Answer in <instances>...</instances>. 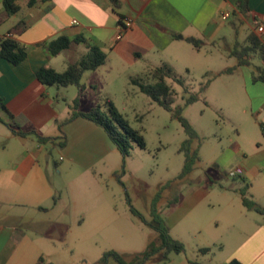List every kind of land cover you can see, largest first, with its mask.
<instances>
[{
	"label": "crops",
	"instance_id": "crops-1",
	"mask_svg": "<svg viewBox=\"0 0 264 264\" xmlns=\"http://www.w3.org/2000/svg\"><path fill=\"white\" fill-rule=\"evenodd\" d=\"M237 2L36 0L29 6L27 0H18L19 10L0 23V40L11 34L10 38L25 48L26 56L17 64L0 58V97L13 115L17 129L30 133H14L0 121V137L1 141H5L0 148V203L25 205L36 210H47L48 202L55 203L56 192L60 189L57 183L49 180L47 164L40 162L43 155L46 160L49 158L48 148L42 143H49L51 148L58 151L61 165L64 164L69 170L93 175H97L99 165L108 166L107 159L119 151L103 127L83 116L69 118V105L62 115L56 109L68 86L43 85L35 72L41 66L62 71L67 66V57L65 53L49 56L45 49L48 42L60 35L71 38L81 36L84 42L77 45L78 56L86 53V44L95 45L105 53L104 64L95 70L85 71L81 77L85 89L79 97L78 110L86 112L99 99H109L115 104L114 93L110 89L137 86L133 79L148 69L163 63L173 69L171 60L176 50L185 44L191 45L184 38H200L205 42L203 46H212L220 58H235L231 49H224L218 43L233 42L241 30L236 28V23H241L248 30L236 43L242 47L248 46L247 36L252 33L257 37L253 20L264 19V0H247L245 15L237 9ZM224 13H229V16L222 18ZM120 25L124 26V30L117 38ZM175 35H182L183 38L177 39ZM195 50L200 51L201 48ZM155 56H165L167 59L154 64L152 58ZM255 56L260 58L259 62L255 61ZM247 59L246 65L237 66L235 59L229 67L210 71L215 78L226 76L230 80L234 79V73H240L248 98L247 107L242 109L243 114L248 113V118L237 131L238 135L241 130L244 131V140L230 154L234 167L226 172V176L236 180L238 186L219 188L237 192L238 195L231 196L222 191L211 194L201 185L179 197L173 204L181 206L176 215L182 219L209 196H212V203L218 206L223 202H232L224 213L212 218L216 227L223 226L226 232L235 233L234 236L230 234L232 249L224 263L236 258L243 264H264V212L248 208L242 201L245 196L264 210V81L252 78L257 68L264 73V58L253 51L248 53ZM87 89L93 90L96 104L84 110L80 105ZM77 92L78 88L72 100ZM0 117L6 118L2 110ZM38 135L50 139L41 142ZM236 168H240L241 172L230 176L229 171ZM62 170L60 168L56 173L61 174ZM158 196L152 197V204ZM3 216L12 217L14 221L0 223V264H35L40 255L28 251L25 246L27 236L20 227L24 216L9 213ZM223 247L221 245L220 248Z\"/></svg>",
	"mask_w": 264,
	"mask_h": 264
},
{
	"label": "rangeland",
	"instance_id": "rangeland-1",
	"mask_svg": "<svg viewBox=\"0 0 264 264\" xmlns=\"http://www.w3.org/2000/svg\"><path fill=\"white\" fill-rule=\"evenodd\" d=\"M236 28L241 30L233 42L218 45L239 50L241 46L236 41H240L248 27L236 23ZM254 58L259 62V57ZM165 59V56L152 58L154 64ZM235 59L220 58L210 45L196 51L185 44L173 55L174 75L183 79L190 92L198 94L196 101L184 106L186 94L173 82L177 92L172 108L182 107L181 115L197 134L185 150L180 147L187 135L172 111L164 109L137 86L111 88L114 105L129 126L143 137L145 147L133 144L125 156L117 151L107 159L108 166L99 165L97 175H93L61 165L58 151L49 143H42L48 148L49 158L46 160L43 155L40 162L47 164L49 180L60 189L55 203L48 202L47 210L0 203V223L14 221L3 216L5 213L23 215L24 219L18 223L27 236L28 251L53 264H93L111 250L118 252L125 264H163L159 252L148 259L143 255L149 244L155 246L160 242L159 232L149 224L157 220L185 246L184 252L169 253L165 264H223L232 249L230 234L235 233L226 232L223 226L216 227L212 218L224 213L232 202L218 206L209 196L182 219L176 215L181 206L173 202L196 186L203 185L211 194L221 193V186H238L226 172L234 167L230 154L244 140V131L239 135L237 131L248 118V113L242 112L248 98L240 73H234V79L230 80L226 76L215 78L210 72L229 67ZM149 70L139 74L144 83L153 81ZM166 81L171 84L169 79ZM64 90L65 100L62 98L56 104L61 115L72 103L77 87L70 85ZM86 92L80 105L84 110L96 104L93 90ZM4 143L0 137V148ZM187 154L193 158L192 169L180 176ZM60 168L62 173L57 174ZM222 192L231 196L237 193ZM156 194L159 196L152 204ZM221 245L224 247L220 248ZM201 247H209V251L201 253L198 250ZM106 264L119 263L108 257Z\"/></svg>",
	"mask_w": 264,
	"mask_h": 264
},
{
	"label": "trees",
	"instance_id": "trees-1",
	"mask_svg": "<svg viewBox=\"0 0 264 264\" xmlns=\"http://www.w3.org/2000/svg\"><path fill=\"white\" fill-rule=\"evenodd\" d=\"M36 0H27V5H33ZM40 2H47L49 0H39ZM237 9L243 15L247 12V0H238ZM19 10L18 0H2L1 10H0V23L15 14ZM259 20L254 19L253 24H256ZM264 21V19L260 20ZM177 39H182V35H175ZM189 42L195 49H199L204 45V41L200 38L187 37L184 38ZM248 46L242 47L240 43H236L237 46H241L238 50L237 48L232 50V55L237 60V66L248 64V53L257 51L263 58V46L261 45L259 39L252 33L247 36ZM80 42H84L81 36L68 37L65 35H60L54 40L48 42L45 46L47 54L50 56H55L60 53H65L67 57V66L62 71H57L49 66H41L35 72V76L38 81L46 86L56 85L66 87L69 85H75L78 88L77 95L69 104L71 109V115L69 118L74 116H83L95 122L104 128L108 134L111 141L116 145L120 153L125 156L129 154L130 149L133 144L144 148L145 143L143 137L138 133V131L131 128L127 120L118 111L113 102L109 99H99V102L86 112L78 110L79 97L83 93L85 87L81 83V77L85 71L95 70L97 67L104 64L106 55L95 45L86 44V53L78 56L77 55V45ZM26 56V50L20 46L14 39L4 36L0 40V58L7 59L12 64H17L23 60ZM233 69V68H232ZM231 70V69H230ZM151 83H144L141 81L140 77L133 79V83L136 84L139 90L149 96L153 101H156L164 109L173 112V116L178 119L187 137L181 144L180 150H185L187 145L192 139L197 137L196 132L188 122V120L181 115L182 107L176 109L172 108V103L174 102V96L176 94V89L173 86V82L182 87V91L186 94L184 100V106L189 105L198 99V94L189 91L187 86H185L182 78L174 75L172 68L163 63L159 66L151 68L149 71ZM253 80L264 81V73L261 68H257L252 75ZM169 79L171 84L166 80ZM0 110L5 113L6 118L0 117V121L5 123L11 128L14 133L24 135L30 132H24L17 129V124L15 123L13 115L6 109L2 97H0ZM38 140L41 142L47 141L49 137L37 136ZM196 154V153H195ZM196 158V157H195ZM193 158L186 156V163L183 166L180 176L191 171V162ZM244 195V193H243ZM243 204L248 208L256 209L257 211L263 213L264 210L256 206L255 202L251 199L243 196ZM131 210L136 213V211L131 207ZM159 232V243L153 246L149 244L147 249L143 252L144 257L150 258L156 253H161L160 261L165 264L169 253H181L185 251L184 243L176 238H173L169 234V229L164 226L160 221L154 220L149 223ZM200 252L206 253L209 251L208 247H202L199 249ZM112 257L119 264H125L124 259L121 255L114 251H108L103 253L102 257L93 264H106V259ZM35 264H53L51 262H46L43 257H39ZM193 264H205L193 262ZM224 264H243L236 258H232Z\"/></svg>",
	"mask_w": 264,
	"mask_h": 264
},
{
	"label": "built area",
	"instance_id": "built-area-1",
	"mask_svg": "<svg viewBox=\"0 0 264 264\" xmlns=\"http://www.w3.org/2000/svg\"><path fill=\"white\" fill-rule=\"evenodd\" d=\"M229 16V13L222 14V18H227ZM120 31L117 33L116 37L120 38L121 34L124 30V26L120 25ZM254 31L257 34V38L259 39L261 45L263 46V52H264V21H258L256 24H254ZM11 34H7V37H10ZM241 172L240 168H236L234 170L229 171V175L233 176L236 174H239Z\"/></svg>",
	"mask_w": 264,
	"mask_h": 264
}]
</instances>
